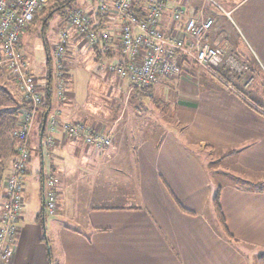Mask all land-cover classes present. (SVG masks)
I'll list each match as a JSON object with an SVG mask.
<instances>
[{
    "label": "crops",
    "instance_id": "crops-1",
    "mask_svg": "<svg viewBox=\"0 0 264 264\" xmlns=\"http://www.w3.org/2000/svg\"><path fill=\"white\" fill-rule=\"evenodd\" d=\"M228 1L226 16L233 30L244 37L245 50L238 51L250 66V85L243 88L238 80L230 87L203 82L197 67L180 60L182 74L160 79L147 96L117 75L101 102L96 100L90 107L76 99L70 67L84 54V59L96 63L97 72L106 68L110 74L125 60L114 11L99 15L94 8L84 9L97 40L91 44L77 31L69 37L66 96L58 100L56 95L54 104L51 91L50 109L45 111L55 108L62 120L83 122L103 132L110 137V145H88L59 129L48 145L44 130L40 134L41 118L40 176L34 174L39 167L30 150L23 206L6 264H255L264 252V0ZM203 2L168 1L160 18L161 31L168 33L174 26V35L182 37L188 17H212ZM142 6L136 1L132 7L142 14ZM177 8L184 13L173 25ZM212 28L207 41L215 46ZM102 31L108 35L106 43L99 37ZM4 75L0 71V77ZM47 84L50 80L39 89L43 96ZM18 95L8 94V106L25 103L21 92ZM138 96L149 97L153 115L131 113V106L134 114L140 111ZM14 148L11 140L3 159L0 213ZM98 166L102 178L90 179V188L82 196L79 193L85 189L80 185L76 190L77 182H88L87 173ZM113 171L118 178H110ZM48 175L55 178L53 214L46 213L43 197V179ZM216 192L235 241L220 232L211 204ZM94 202L125 204L97 206Z\"/></svg>",
    "mask_w": 264,
    "mask_h": 264
},
{
    "label": "built area",
    "instance_id": "built-area-1",
    "mask_svg": "<svg viewBox=\"0 0 264 264\" xmlns=\"http://www.w3.org/2000/svg\"><path fill=\"white\" fill-rule=\"evenodd\" d=\"M61 1V0H56ZM141 2L142 14L137 16L132 9L134 2ZM170 0H94L97 14L104 15L110 10L120 24V51L124 63L113 70L137 89H148L162 78L182 74V58L195 62L207 69L222 67L234 73L237 79H246L250 67L241 63L236 55H225L221 48L210 45L208 32L213 27L212 17H188L183 24L184 36L174 35V24L179 21L184 9L177 8L173 13V27L168 33L160 29L162 11ZM54 0H0V71L7 72L16 87L22 91L26 107L21 111L16 126L11 131L15 141V156L12 170L5 178L2 210L0 213V264H6L13 252L17 233V221L23 206V184L30 160L29 135L38 108L44 96L34 82V76L26 67L21 51L20 34L33 21L34 17ZM229 15V12L226 13ZM67 29L71 27L94 44L97 37L90 30L89 14L80 9H72L67 19ZM66 29V30H67ZM61 31L60 41L52 46V59L55 65L56 95L58 100L66 96V54L69 43L68 30ZM102 42L108 35L102 31ZM253 77L243 81L246 88ZM228 83V82H227ZM231 83V82H230ZM230 83L229 87H230ZM59 129L67 137L80 139L88 145L104 148L110 145V137L83 122L64 121L57 112H48L44 132L45 142L50 144L53 133ZM55 178L51 175L43 179L45 211L53 214L56 209Z\"/></svg>",
    "mask_w": 264,
    "mask_h": 264
},
{
    "label": "rangeland",
    "instance_id": "rangeland-1",
    "mask_svg": "<svg viewBox=\"0 0 264 264\" xmlns=\"http://www.w3.org/2000/svg\"><path fill=\"white\" fill-rule=\"evenodd\" d=\"M229 4L230 2L228 0H204L203 2L202 6L206 7V9H208L211 12L209 14L212 16L213 20H215L214 26L212 28L213 32L211 35V40L213 43L212 42L211 43L212 44L216 43L217 45L215 46L221 48L225 55L234 54L237 56V58L241 63H246L243 59L240 58L239 56L240 52L238 51V49L245 50L244 37L243 35H241V33H237L236 30H233V27L231 26V21L226 16V13H228L229 10ZM87 7L94 8L95 7L94 0H71L69 5H65L59 9H54L53 4L48 5L37 14L34 21L20 34L21 51L25 58L26 67L33 74L35 79L34 82L38 89L40 90L44 89L45 84L47 82L46 79L47 73L50 72L51 75L50 86L52 91V100L54 104L56 101L55 100L56 77H55L54 60L52 59L51 56L52 46L56 44L58 41H60L61 31L67 29L66 27L68 25L67 19L70 12L69 10L71 8L73 9L77 8L84 11V9ZM67 30L69 36L71 37L75 30L72 29L71 27H69ZM48 57L49 60H47ZM85 57L86 56L84 54L81 57L79 56L77 58V61H75V63L73 64V66L70 67L71 72L69 79L70 81L73 82L72 83L73 91L76 92V99L78 100V102H84L85 105H88L90 107L94 103H96V100H98L97 103L101 102L102 93H104L108 85H111L118 80V76H117L118 74L116 73V71L113 72L109 71L110 74H108L106 68L105 70L104 69L98 70L97 72L95 70L96 63L93 60L89 59V57L87 59H84ZM195 67H197L196 68L197 70H200V68L206 69L205 67L198 65H196ZM227 70L228 69L223 70L222 72H225ZM218 75L220 76L218 79L220 78L224 79L220 74ZM246 76H247L246 79L248 78V76L253 77L251 73V69H249L246 72ZM246 79L245 80L244 78L237 79L234 73L228 71H227V75L225 76V80L228 83L230 82L235 83L237 82L236 80H238L240 83H243V81L245 82ZM121 81L123 83L129 84L127 79L121 78ZM251 83L252 82H250V84ZM3 89L7 91L9 97L12 96L17 98L19 92H21V94L23 95L22 91L19 90L16 87L15 83L12 81V79L8 77L7 72H5V75L2 78L0 77V90ZM243 96L247 97L248 92L244 91ZM134 97L136 98V96L133 95L132 99H134ZM137 98L138 99H136L137 100L136 105L138 106L140 111L139 113L134 114L133 112H135V110L131 106L130 107L131 113L133 115L140 117L153 115L154 112H152L151 108L148 106V102L150 101L149 97L140 98V96H138ZM5 100L6 98L4 99L0 94V101H2L4 105L6 104L8 105L10 102L8 100L7 101ZM156 104H158V102H156ZM11 106H15V104H12ZM52 110L55 111V108H53ZM48 112L49 111H47V114ZM42 113L43 110L42 108H40V110L36 113L34 117V122H33L34 124L32 125V129H31L32 131L29 138V149L31 150L35 165L39 167L38 172H36L37 170L34 171V174H36L38 177L40 176V166H41L38 135H39V126L41 123ZM162 113L163 111H161V114ZM152 121L153 119L151 120V122ZM125 145H126V140L122 141V146ZM44 151H45V145H44ZM98 162H100V160H95L94 163L97 164ZM95 168L97 170H95L93 173H87L90 176V178L87 180L88 182H84V181L77 182L76 190H78V186L80 185L83 186L80 188L85 189V191H82L80 193L78 192L82 196H84L87 193L88 189L90 188L89 187L91 185V183H89L90 179L94 181L96 177L98 179L102 178L101 170H98L100 169V166ZM130 172L131 171H127L126 173L132 174ZM116 173L118 172L117 171L111 172L110 178L117 177ZM113 191L112 189H110L109 193L115 194V192ZM93 204L97 206H108V205L123 204V203L113 202L108 204L103 202H94ZM209 207L211 208V206Z\"/></svg>",
    "mask_w": 264,
    "mask_h": 264
},
{
    "label": "trees",
    "instance_id": "trees-1",
    "mask_svg": "<svg viewBox=\"0 0 264 264\" xmlns=\"http://www.w3.org/2000/svg\"><path fill=\"white\" fill-rule=\"evenodd\" d=\"M70 2H71V0H61V1L54 0V3H52V4L54 6V9H59L65 5H69ZM72 9L73 8H71L69 11H71ZM132 9L134 10L133 7H132ZM135 13L137 16L141 15L140 13H137V12H135ZM36 16L34 17V19L36 18ZM34 19H33V21H34ZM47 60H49V57L47 58ZM182 60L187 61V63H189L193 67L196 66L195 62H192L189 59L182 58ZM223 70H226V69H224L223 67L220 69L200 68V70H198V73L197 72L196 73H197V76L200 78L201 81H203V82L205 80L211 81L212 83H214L215 85H217L219 87V85L225 86V84H228L225 80V76L227 75L228 70L225 72H222ZM218 74H220L224 79H222V78L218 79L220 77ZM46 79H47V81L50 80V72L47 73ZM153 85L149 86L148 89L150 87H152ZM148 89H139V90L141 91L142 94L147 96L149 93ZM50 92H51V88H50L49 84H47V88H46L45 94H44V102L41 104L44 108L43 112L45 110L50 109V102H51V93ZM0 94L2 95V97L4 99L6 98L5 101H7V100L9 101V97L7 96V91L0 90ZM22 105L26 107V102L22 103ZM22 105L8 106L7 104L4 105L2 103V101H0V188H1L2 180H3V170H4L3 159L5 156V153L7 152V149H8V146H9V143L11 142V140L13 141V143H15L13 137L11 136V131L16 126V122H17L18 117L21 113V106ZM42 116H43V114H42ZM39 128H40V126H39ZM14 155H15V148H14ZM211 204H212V207L214 209V212H215V215L217 218V222L219 225V229H220L222 236L225 237L227 240L235 241V239L233 238L232 234L229 232V230L225 224V219H224V216L222 214V211H221V208L219 205V193L218 192H216L215 195L213 196V198L211 200ZM255 264H264V252L257 257Z\"/></svg>",
    "mask_w": 264,
    "mask_h": 264
},
{
    "label": "water",
    "instance_id": "water-1",
    "mask_svg": "<svg viewBox=\"0 0 264 264\" xmlns=\"http://www.w3.org/2000/svg\"><path fill=\"white\" fill-rule=\"evenodd\" d=\"M46 116H47V111L44 112L43 114V117H42V123H41V135H42V132L44 130V126H45V121H46Z\"/></svg>",
    "mask_w": 264,
    "mask_h": 264
},
{
    "label": "bare ground",
    "instance_id": "bare-ground-1",
    "mask_svg": "<svg viewBox=\"0 0 264 264\" xmlns=\"http://www.w3.org/2000/svg\"><path fill=\"white\" fill-rule=\"evenodd\" d=\"M15 156V155H14Z\"/></svg>",
    "mask_w": 264,
    "mask_h": 264
}]
</instances>
